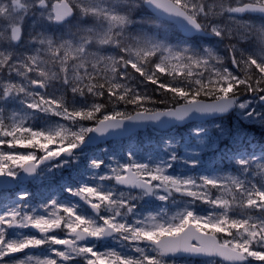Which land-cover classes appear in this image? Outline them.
Listing matches in <instances>:
<instances>
[{
    "label": "snow or ice",
    "instance_id": "6c2138e0",
    "mask_svg": "<svg viewBox=\"0 0 264 264\" xmlns=\"http://www.w3.org/2000/svg\"><path fill=\"white\" fill-rule=\"evenodd\" d=\"M0 264H264V0H0Z\"/></svg>",
    "mask_w": 264,
    "mask_h": 264
},
{
    "label": "rangeland",
    "instance_id": "374dc122",
    "mask_svg": "<svg viewBox=\"0 0 264 264\" xmlns=\"http://www.w3.org/2000/svg\"><path fill=\"white\" fill-rule=\"evenodd\" d=\"M149 91H151V88H149ZM185 132V128L177 129V135L179 136L180 134H183ZM253 135L255 136V139L257 137L261 138V132L259 129L255 130ZM156 137H153V134L149 132H143L137 137H134L131 140L128 139H119V140H114L110 141L103 146H98L96 148L90 149V152H99L101 148L107 147L108 149V154H116L117 156H122L129 148H134L138 153L141 155H144L145 153H150L152 148L155 145ZM253 147H257L256 145H253ZM205 160H211L212 163L217 165L218 167H223L224 165L220 162L219 157L215 156L214 154H209L205 156ZM177 169L179 171H183V167L181 165H177ZM207 205H201L199 202H197V209L198 211H205L207 209ZM165 210H174L172 209L171 205H165L164 206ZM107 246H113V242H109Z\"/></svg>",
    "mask_w": 264,
    "mask_h": 264
},
{
    "label": "water",
    "instance_id": "95a60500",
    "mask_svg": "<svg viewBox=\"0 0 264 264\" xmlns=\"http://www.w3.org/2000/svg\"><path fill=\"white\" fill-rule=\"evenodd\" d=\"M99 144V143H98Z\"/></svg>",
    "mask_w": 264,
    "mask_h": 264
}]
</instances>
